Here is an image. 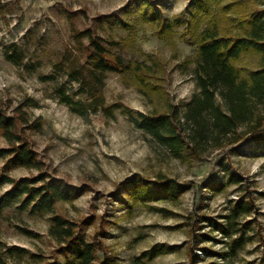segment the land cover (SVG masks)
I'll list each match as a JSON object with an SVG mask.
<instances>
[{
	"label": "rangeland",
	"instance_id": "1",
	"mask_svg": "<svg viewBox=\"0 0 264 264\" xmlns=\"http://www.w3.org/2000/svg\"><path fill=\"white\" fill-rule=\"evenodd\" d=\"M151 1L170 21L187 18L190 0ZM66 8L77 13L76 27L90 26L106 40L118 41L116 52L126 60L153 58L161 65L157 77L147 82L146 93L131 77L106 72L102 85L105 103H120L134 111L162 110L169 100L183 104L197 90L193 64L184 66L196 49L185 36V24L175 25L171 36L158 37L154 27L139 17L134 0H0V109L8 114L26 101L36 103L25 108L30 120H38L42 126L26 133L41 170L81 191L72 202H59L55 213L78 220L87 237L100 241L121 264H190L188 253L195 244L207 250H194L196 264H216L230 239L222 238L210 224L223 221L228 206L247 194L245 200L254 208L241 221L249 222L244 237L251 239L238 249L233 264H264V143L244 139L199 160H178L137 129L122 108H116L114 117L102 111L84 117L73 112L58 101L51 83L39 77L51 70L58 51L72 44L68 21L59 12ZM105 14L130 21L129 29L97 25L95 19ZM13 42L23 48L25 62L34 63L36 69L5 59L7 44ZM258 62V55L243 58V64L250 67ZM6 146L0 137V148ZM220 161L226 163L224 167ZM226 168L239 176V184L223 187ZM39 172L15 165L11 157H0V174L21 177ZM159 173L184 187L176 199L153 195L133 201L122 188L129 178L156 181ZM212 182H222L221 188H209L207 184ZM5 188L7 185L1 186L0 191ZM6 213L10 217L0 224V240L44 259L26 256L23 264H64V255L48 234L50 214L20 217L13 207ZM89 217L90 222L84 223ZM17 226L37 235L27 236ZM202 233L208 238L201 242ZM149 251L157 253L150 256Z\"/></svg>",
	"mask_w": 264,
	"mask_h": 264
},
{
	"label": "trees",
	"instance_id": "2",
	"mask_svg": "<svg viewBox=\"0 0 264 264\" xmlns=\"http://www.w3.org/2000/svg\"><path fill=\"white\" fill-rule=\"evenodd\" d=\"M137 2L139 17L151 24L158 37L171 36L175 25L185 24V36L195 44V55L186 60L192 63V76L197 87L193 95L183 104L168 101L161 110L153 108L143 112L120 103L107 104L102 85L106 72L127 75L145 93L153 76L157 77L160 63L153 59L126 60L116 52L118 41L106 40L93 27H76L73 10L60 9L70 28L71 43L50 63L51 70L40 73L44 82L52 85L58 101L68 105L73 112L84 117L88 113L102 111L110 117L116 108L127 115L130 122L157 145L166 150L170 157L180 160H199L214 150L232 147L240 140L251 139L253 144L264 143V0H190L187 18L166 19L151 0ZM131 4H128V7ZM97 25L114 24L129 29L131 22L119 15L98 16ZM19 45L7 44L4 57L14 64L36 69L34 63L25 62ZM258 55V64L250 67L243 58ZM63 78V79H60ZM75 85V86H73ZM162 93V92H161ZM36 106L34 101L19 104L12 113L0 109V137L7 146L0 148V157H11L12 162L23 168H34L41 172L35 176L14 177L0 174V224L8 220L7 210L14 208L17 215L50 214L48 234L64 255V264H121L116 255L104 250L96 238L90 239L83 232L78 220L55 213L59 202H72L80 194L73 184L60 177L42 171L37 152L27 137L26 130H40L42 123L30 120L25 106ZM223 167L224 161L219 162ZM226 184H239L240 178L234 171H223ZM156 181L132 177L122 183L126 195L139 201L153 195L158 198L176 199L183 190L174 178L159 173ZM220 189L222 182L207 184ZM230 204L223 221H212L230 245L225 247L216 264H233V256L251 237H244L249 228L241 219L253 211L245 198ZM249 198V197H248ZM89 218L84 223L90 222ZM203 220H210L207 217ZM245 222V223H244ZM25 235L36 236L31 229L17 226ZM201 242L208 236L200 234ZM70 250V252H68ZM202 244L189 249L190 264H196ZM149 251V255L156 254ZM212 253V252H208ZM43 261L39 254L26 248L8 245L0 240V264H23L24 258ZM58 262V261H57ZM53 262L50 264H57Z\"/></svg>",
	"mask_w": 264,
	"mask_h": 264
}]
</instances>
